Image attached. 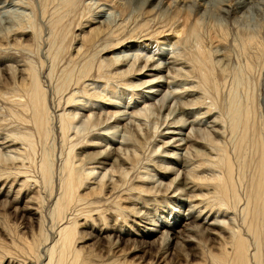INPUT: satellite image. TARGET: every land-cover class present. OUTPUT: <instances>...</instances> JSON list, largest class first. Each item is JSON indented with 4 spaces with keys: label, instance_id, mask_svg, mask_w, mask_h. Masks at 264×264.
Listing matches in <instances>:
<instances>
[{
    "label": "rangeland",
    "instance_id": "obj_1",
    "mask_svg": "<svg viewBox=\"0 0 264 264\" xmlns=\"http://www.w3.org/2000/svg\"><path fill=\"white\" fill-rule=\"evenodd\" d=\"M164 1L162 7L152 10L137 0H0V264L16 255L20 264H25L21 260L26 256L32 264L47 262L49 250L45 247L53 245L54 255L61 250L59 235L52 228L66 221V212L82 225H78L72 247L82 253L76 259L72 253L66 255L64 264H235L234 245L241 233L248 247L246 263L264 264V5L259 6L262 10L227 15L214 8L204 12L206 4L199 11L194 0ZM100 17L105 19L102 24L97 23ZM128 46L132 49L127 53H133L137 61L122 58L121 51ZM168 50L171 62L160 73L141 68L146 72L138 74L145 58L159 56L164 64L165 56L160 54ZM116 52L121 54V64L99 70L102 60L112 61ZM123 59L134 61L130 72H122L129 68ZM34 73L44 91L38 96L43 102L39 114L33 112L31 104L36 96L32 89ZM158 76L164 81L159 82L162 89L177 98H167L164 109L158 100L130 109V114L138 109L145 113L134 116L135 126L126 128L122 121L110 119L108 122L117 127L113 131L125 134L127 141L122 140V146L107 144V148L122 147L119 153L125 163L114 168L91 163L87 151L106 149L100 144L89 146L101 142L97 138L103 135L98 136V129L109 124L103 112L113 111L117 100L122 104L130 100L133 105L147 90L146 85L139 86L141 79L158 80ZM71 90L77 91L78 98L99 94L101 98L97 99L102 100L96 105L106 108L102 113V106L91 112L78 109L79 101L66 106ZM117 90L124 91L123 99L115 98ZM59 109H66L71 116L78 112V121L83 117L79 121L81 132L64 136L58 115L63 110ZM168 109L174 110L171 117L166 116ZM235 111L242 113L240 120L234 119L236 122L232 119ZM90 114L91 119L87 117ZM173 117L188 118L187 124L193 121L194 127L189 129L195 131L199 141L181 142L180 147L189 151L182 159L163 160L162 151L175 149L160 148L169 138L158 134ZM99 119L105 122L96 125ZM68 155L81 170L83 183L76 192L82 198L63 212L60 205L57 210L54 205L65 175L60 173L62 160ZM20 159L25 165H20ZM42 161L52 170L45 179L40 178ZM159 165L174 170L164 168L171 172H161ZM92 167L96 173L89 176ZM18 169L21 173L17 176ZM104 174L103 182L95 181ZM173 177L178 178L174 183ZM182 177L188 180L180 185ZM222 180L231 183L229 189L219 185ZM137 185L145 190L140 193ZM137 197L141 201H136ZM65 200L62 202L69 204ZM28 206L39 209L36 218L23 213ZM190 215L199 216L198 222L191 221ZM114 222L120 236L110 234L107 239L89 227L100 224L110 232ZM209 226L217 234H211ZM171 227L179 232H170ZM36 237L35 242H40L37 246L48 243L38 247L41 251L32 242ZM27 253L35 257L33 261Z\"/></svg>",
    "mask_w": 264,
    "mask_h": 264
},
{
    "label": "bare ground",
    "instance_id": "obj_2",
    "mask_svg": "<svg viewBox=\"0 0 264 264\" xmlns=\"http://www.w3.org/2000/svg\"><path fill=\"white\" fill-rule=\"evenodd\" d=\"M128 1H130V0H128ZM137 1H139V3L140 4H142V5H147V6H151L152 7V10H154L155 8H160V7H162L163 6V2H165L164 0H137ZM196 0H194V3H197V7H198V10L199 11H201L202 10V6H205V4H206V6H205V8L203 9L204 10V12L205 11H207L208 9H210V8H214L215 10H219V11H221L222 13H224V14H232V13H234V14H239V13H241L242 14V12L243 13H247V12H252L254 9H258V10H262V9H264V7L262 6V5H264V0H232V2L233 3H229V2H231V0H198V2H195ZM138 3V4H139ZM256 3H258V4H256ZM260 3V4H259ZM166 4V3H165ZM185 4V3H184ZM124 6H128V5H124ZM258 6V7H257ZM259 6H261V7H263L262 9H261V7H259ZM122 7V6H121ZM167 7V6H166ZM154 8V9H153ZM201 8V9H200ZM163 9V8H162ZM166 9V8H165ZM197 9V8H196ZM156 10V9H155ZM198 11V12H199ZM214 10H212V11H210V12H213ZM208 12V11H207ZM105 13V12H104ZM162 13V12H161ZM189 14V13H188ZM240 14V15H241ZM190 15V14H189ZM104 21H105V19L103 20V18L102 17H100L99 18V21H97V23L98 22H100L101 24L102 23H104ZM179 30V29H178ZM178 30H176V31H178ZM134 42V41H133ZM139 44V43H138ZM140 47V46H139ZM145 47V46H144ZM150 46H148V48H149ZM106 47H104V48H102V50H104ZM126 48V47H125ZM124 48V49H125ZM138 48V47H137ZM116 49V48H115ZM129 49H132V47L131 46H128L125 50H123V51H121V53H122V55L120 54V53H117V54H115V57H111V58H113L112 59V61H111V59H110V61H108V62H106V60H108V58L106 59V58H104L103 60H102V62H101V65H100V69L99 70H101L102 68H104L105 66H112L113 64H121L120 63V61L122 60V58H124V56H127V58L128 57H131L132 59H134V60H136L137 61V57H135L134 55H133V53H127V51L129 50ZM163 49V48H162ZM166 50V49H165ZM172 50H173V48H172ZM132 51H134V50H132ZM142 51V50H141ZM163 51V50H162ZM164 52V51H163ZM162 52V54H160V56H162V55H164L165 56V59H164V64H162V61H161V59L159 58V56L157 57V58H155L154 57V59L152 60L151 59V57H148L149 59H146L145 58V64L142 66H140L139 68H138V74H144L146 71H141V68H145V69H147V70H149V71H153V72H155V73H160L161 71H162V69L165 67V65L167 64V63H170L171 61V56H169L170 54H171V50L169 51H167L165 54ZM145 53V52H144ZM144 53H142V54H144ZM122 56V58H121V56ZM146 56V55H145ZM155 56V55H154ZM163 56V57H164ZM121 59V60H120ZM123 60H126V62H128L129 64V68L127 69V71H123L122 70V72H125V73H127V72H130V69L132 68V67H134V65H135V63H133L130 59L129 60H127V59H123ZM150 62V63H147V62ZM131 63V64H130ZM122 64H123V62H122ZM163 65V66H162ZM136 67V66H135ZM111 68V67H110ZM122 68V67H121ZM134 70V69H133ZM117 71H118V69H117ZM35 74V73H34ZM80 74V73H79ZM81 75V74H80ZM83 75V74H82ZM37 75L35 74L34 75V77H32V79H34V80H32V81H34L33 83H34V85L32 86L33 88V91H34V93L36 94V96L35 97H32V98H34V99H32V100H34V102L32 101V103L31 104H33L34 103V113L35 114H39V113H42L43 111V102L41 101V100H39L38 99V96L40 97V95H42V93H44V91H43V89L41 88V86L39 85V82L37 81V77H36ZM148 76V75H147ZM151 76H152V74H151ZM154 76H157V75H154ZM78 77H79V75H78ZM80 77H82V76H80ZM161 78H162V76H158V80H156V78H153L152 80H143V79H141L142 81H141V83H139L140 85L139 86H141V85H146L147 87H145V88H147V90H145L144 92H143V94L141 95V96H139L138 97V99L137 100H135L134 102H133V105L129 102V101H127L128 102V104H122V100H117V101H115V106H114V108H113V111H107V112H103L104 113V117L103 118H105V121L106 122H108L110 119H113L114 118V120L116 121H122V123H124L125 124V126H126V128H128L129 127V125L130 124H132V125H134L135 126V124L137 123V121L134 119V116L135 115H145V113L144 112H142L141 111V109H138V112H136V114H133L132 113V111H131V114H133V115H131L130 113H129V110L130 109H132V108H135V107H137L138 106V104H140V103H143V102H146V101H148V100H152V103H153V101H156V100H158V102L159 103H157L158 105L160 104L161 105V107L162 106H164V102H165V100H167L168 101V99L167 98H173V97H176V96H170V93H169V91H164L163 89H162V85L160 84V83H164V81L163 80H161ZM83 79V78H82ZM81 79V80H82ZM79 80H80V78H79ZM80 80V81H81ZM78 83H79V81H77ZM160 82V83H159ZM85 83V82H84ZM166 83V82H165ZM92 84V83H91ZM195 85V84H194ZM85 86L86 87H89V84H85ZM133 86V85H132ZM135 86V85H134ZM85 87V88H86ZM137 87H138V85H137ZM192 88V87H191ZM31 89V90H32ZM169 89V88H168ZM41 90H42V93L40 94V92H41ZM173 90V89H172ZM71 91H73V90H71ZM75 91V90H74ZM69 92L68 93V95H67V97H66V99H65V105L67 106V105H72V104H74L76 101H79V107H77L78 109H81V108H83V109H87V111H89L90 110V112H91V110H93V109H95V108H97V107H100V106H102L101 108H99L100 110H101V113H102V110L104 109V108H106V106L104 105V104H102V105H96V103L98 104H100L101 103V100H98L97 99V97L99 98H101V96L99 95V94H95V98L92 96L91 98H85V97H79L78 98V94L76 93V92ZM117 91H119V90H117ZM174 91V92H173ZM172 92V95L175 93V90H173ZM32 92V91H31ZM124 92V91H123ZM121 90L118 92L119 93V95L117 96V97H115V98H122V96H125V95H123L124 93H123ZM33 93V92H32ZM40 94V95H39ZM77 95V96H76ZM122 95V96H121ZM178 95V94H177ZM121 96V97H120ZM31 97V96H30ZM77 97V98H76ZM90 97V96H89ZM179 97V96H178ZM9 98V97H8ZM99 98V99H100ZM144 98V100H140V99H143ZM177 98V97H176ZM42 99V98H41ZM78 99V100H77ZM123 99V98H122ZM125 99V98H124ZM17 100V99H16ZM170 100V99H169ZM45 101V100H44ZM166 101V102H167ZM132 102V101H131ZM184 102V101H183ZM19 103V102H18ZM22 104H24L23 102H21ZM29 103V102H28ZM110 103V102H109ZM156 103V102H155ZM113 104V103H112ZM189 104V103H188ZM19 105H21L20 103H19ZM26 105V104H25ZM24 105V106H25ZM27 105H29V104H27ZM26 105V107H29V106H27ZM46 105V104H45ZM166 105V104H165ZM21 106H23V105H21ZM21 106H20V108H21ZM18 107V106H17ZM26 107H24V109H26ZM58 107H60V102H59V106ZM163 109H164V107H162ZM168 108V107H167ZM177 108V107H176ZM180 108V107H179ZM181 108H183V106H181ZM46 109V108H45ZM114 109H117V110H115L114 111ZM161 109V108H160ZM184 109V108H183ZM48 110V109H47ZM60 110H63V112H59V117L61 118L60 119V124H61V130H62V133L64 134V133H66V135H69V133L70 132H72V131H75L76 133H79V132H81V123H79V121H81L82 120V118L80 117V119H79V121L78 120H76L75 119V117H77V116H79L78 114V112H75V113H70V114H72V116L71 115H69V113H67L66 112V109H59V111ZM166 110V109H165ZM42 111V112H41ZM183 111V110H182ZM191 111V110H190ZM45 112V111H44ZM174 112V110H172V109H168L167 110V115L166 116H169V117H171L170 115L172 114ZM135 113V112H134ZM184 113V112H183ZM205 113V112H204ZM46 114H47V112H46ZM82 114V113H81ZM241 112L240 111H235V112H233V117H232V119L234 120V119H241ZM65 115L67 116V119H66V117H65ZM40 117H41V114L39 115ZM86 116V115H85ZM101 116V115H100ZM184 116H186V115H184ZM87 117L89 118V119H91L92 117H91V114L88 116L87 115ZM140 117V116H139ZM168 117V118H169ZM176 117V116H175ZM175 117H173V118H171L170 119V121L168 120V122H167V124L163 127L164 129H162L160 132H159V134H158V136L160 135V136H162V137H164V138H169V140L168 141H162V145H160L159 147L161 148H163V147H171V148H174L175 150L174 151H170L169 153H166V151H162V153H161V155H160V157H164V159L163 160H165V157H170V158H176V159H182V156H186V153H188L189 151H186L185 150V148L183 147V148H181L180 146V144H182L181 142L182 141H184V143L183 144H186V143H188L189 141H190V139H193L194 140V138H195V134H193V133H195V131L193 130V129H189V128H191L192 126H193V124H194V122L193 121H190L189 123L190 124H187L186 122H187V120H188V118H184V120H181V119H174ZM190 117L191 116H189V119H190ZM48 118V117H47ZM43 119V118H42ZM96 119V118H95ZM98 119V118H97ZM47 121H48V119H46ZM100 120V119H99ZM134 120L136 121V122H134ZM87 121V120H86ZM105 121H102V119L100 120V121H97L96 123V125H102ZM114 121V122H115ZM119 121V122H120ZM215 121H216V118H215ZM235 121V120H234ZM238 121V120H237ZM39 122V121H38ZM44 122V121H43ZM84 122V121H83ZM89 122V121H88ZM94 122H95V120H94ZM113 122V121H112ZM113 122V123H114ZM217 122V121H216ZM236 122V121H235ZM35 123V122H34ZM90 123V122H89ZM109 123V122H108ZM134 123V124H133ZM37 124V125H36ZM35 124V127H39V123H36ZM59 124V125H60ZM158 124V123H157ZM45 125V124H44ZM43 125V126H44ZM201 125V124H200ZM115 126V125H114ZM45 127H47L48 128V125L47 126H45ZM98 127V126H97ZM194 127V126H193ZM41 129H42V126L40 127ZM39 128V129H40ZM96 128V127H95ZM116 130L117 129V127H113L112 125H111V123H109L108 125L105 123V126H104V129L103 128H99L98 130H100L99 131V133H97L98 134V136H102L103 135V137H107V138H109V139H103V137L102 138H97L98 140H101V142L99 143L98 141H96V142H98V143H95V144H90L89 146H92V147H97L99 144L100 145H102V146H105L106 147V149H104V150H100L99 149V151H97V152H90V151H87V152H89V153H87V152H85V154L87 153V155H89V158H92V161H91V163L92 162H94V163H99V164H101V165H112V168H114V167H116V166H118L119 164L121 165L122 163H125L124 162V155L122 156L120 153H119V151L120 150H122L121 148L122 147H118V148H112V147H110V146H108V148H107V144L108 145H111V143L112 144H116V143H120L122 140L123 141H127V137L125 136V134H118V132L117 131H113L114 129ZM125 128V127H124ZM136 128V127H135ZM156 128H158V127H156ZM44 129H46V128H44ZM50 129V128H49ZM187 130V133L186 132H184V130ZM60 130V131H61ZM189 130V131H188ZM215 130V129H214ZM42 131H44L43 129H42ZM102 131L106 134V135H104L103 133H102ZM44 132H46V131H44ZM113 132V133H112ZM39 133V132H38ZM41 133V132H40ZM47 133V132H46ZM102 133V134H101ZM124 133H126V132H124ZM210 133V132H209ZM44 134V133H43ZM48 134V133H47ZM220 135H222V134H220ZM24 136H26V135H24ZM64 136H65V134H64ZM46 137V136H45ZM62 137V136H61ZM69 137V136H68ZM197 137H198V135H197ZM200 137V136H199ZM12 138V137H11ZM67 138V136L64 138L63 137V139L65 140ZM221 138V137H220ZM219 138V139H220ZM68 139V138H67ZM66 139V140H67ZM199 139V138H198ZM197 139L195 138V141H196ZM199 140H197V142H198ZM202 141V140H201ZM213 141V140H212ZM10 142V141H9ZM91 142H93V140L91 141ZM104 142H106V143H104ZM110 142V143H109ZM11 143V142H10ZM30 143V142H29ZM175 143H179L178 145H175ZM221 143V142H220ZM159 144V143H158ZM213 144V143H212ZM12 145H13V142H12ZM29 145V144H28ZM120 145L122 146L123 145V143H120ZM157 145V144H156ZM20 146V145H19ZM71 146H73V144H71ZM213 146V145H212ZM14 147V146H13ZM109 147H110V149H109ZM112 148V149H111ZM191 148V147H190ZM216 148V147H215ZM210 149V148H209ZM218 149H220L219 147H218ZM14 150V149H13ZM159 150V149H158ZM188 150V149H187ZM191 150V149H190ZM10 151V150H9ZM195 152V151H194ZM198 152V151H197ZM200 152V151H199ZM81 154V153H80ZM12 155V154H11ZM21 155V154H20ZM73 155V154H72ZM189 155V154H188ZM13 156H15L16 157V155H13ZM17 156H19V154H17ZM45 156V155H44ZM48 156V155H47ZM191 156V155H190ZM193 157V156H192ZM14 158V157H13ZM18 158V157H17ZM48 158V157H47ZM71 158H72V156H70L69 157V155L66 157V158H63V165H62V167H61V171H60V173L61 174H65L64 176H62L61 177V185H62V190H61V194H60V196L58 197V198H56L55 200H56V204L54 205V206H56V210L58 209V207H59V205H60V207L62 208V210H63V212H64V210H66V206H68V205H71L72 204V202H74L75 201V205H76V200L78 201L79 199H81L82 198V196H81V198H80V196L77 194V192H76V189L79 187V185L80 184H82L83 183V178H82V174H81V170H80V167H78V166H76V161L75 162H71ZM196 158V157H195ZM16 159V158H15ZM46 159V158H45ZM48 159H50V158H48ZM42 160H44V159H42ZM185 160V159H184ZM20 161V165H25V163H24V159H20L19 160ZM85 161V160H84ZM160 161V160H159ZM43 162V161H42ZM40 163V165H41V169H40V172H41V174H42V176H40V178L42 179H45V177H46V173L48 172L50 175L52 174V170L51 169H49L48 168V164H46L45 162H43V163ZM49 162H52V161H50L49 160ZM78 162V161H77ZM161 162H162V160H161ZM52 164V163H51ZM78 164V163H77ZM160 166V170H161V172H167V173H170L171 171H167V170H163L164 168H167V169H172V170H174V168H171V167H164V165L162 166V165H159ZM50 167H53V166H50ZM163 167V168H162ZM20 168V167H19ZM90 171H88L89 173L87 174V175H89V176H92V175H95V170H94V168L92 167L91 169H89ZM175 172V171H174ZM173 172V173H174ZM20 169H18V171L15 173V175H20ZM106 174V173H105ZM105 174L103 175V177L101 178L100 176H98V177H100V180L98 179V178H95V181H100V182H103L102 180H103V178L105 177ZM48 175V174H47ZM98 175V174H97ZM100 175V174H99ZM102 176V175H101ZM178 177V176H177ZM176 177V178H177ZM47 178H50V176H48ZM52 178H53V176H52ZM176 178H174L173 177V179H172V182L174 183L177 179ZM111 179V178H110ZM114 180V179H113ZM187 180H188V178H184V177H182V180H181V182L180 181H177V182H180V185H181V183L182 184H185V183H187ZM231 181L233 180V179H230ZM25 181H27V180H25ZM36 181H39L38 179H36ZM45 181V180H44ZM94 181V182H95ZM110 181V180H109ZM51 182V181H50ZM60 182V181H59ZM111 182H112V180H111ZM220 183H219V185L220 186H222L224 189L226 188V187H228V189H229V186H231V183H229L228 182V180L226 181V180H222V181H219ZM46 183V182H45ZM96 183V182H95ZM21 184V183H20ZM22 184H23V182H22ZM21 184V185H22ZM40 184H42V183H40ZM39 184V185H40ZM98 184V183H97ZM160 184V183H159ZM24 185H26V184H24ZM23 185V186H24ZM44 185H46V184H44ZM106 185H108V184H106ZM111 185V184H110ZM110 185H109V187H110ZM156 185V184H155ZM178 185V184H177ZM120 186V185H119ZM119 186L117 187V188H119ZM158 186V188L159 189H161L162 188V186H159V185H157ZM157 186L155 187V188H157ZM147 187V186H146ZM179 187V186H178ZM23 188V187H22ZM40 188V187H39ZM41 188H43L42 186H41ZM60 188V187H59ZM137 188H140V189H137ZM141 188H142V190H141ZM169 188H170V186H169ZM8 189V188H7ZM79 189V188H78ZM135 189H137V191H143V190H145V187H143V186H140V185H137L136 187H135ZM134 189V190H135ZM153 189H154V187H153ZM158 189V190H159ZM118 190V189H117ZM111 191V190H110ZM137 191H134V194H136L137 195ZM152 191V190H151ZM174 191H176V190H174ZM133 192V191H132ZM132 192H130V193H132ZM5 193V192H4ZM8 193L9 192H7V195H8ZM141 193V192H140ZM176 193V192H175ZM174 195V194H173ZM235 196H237V195H235ZM136 197V196H135ZM8 198V197H7ZM65 198H67L68 199V203L69 204H67V203H65V202H62V200L64 199L65 200ZM141 198V197H140ZM140 198H136L135 200L137 201L138 199L140 200ZM131 199H132V197H131ZM127 200V199H126ZM138 200V201H139ZM66 201V200H65ZM141 201V200H140ZM134 202V201H133ZM55 203V202H54ZM79 203V202H78ZM94 203V202H93ZM138 203V202H137ZM140 203V202H139ZM80 204V203H79ZM132 204V203H131ZM30 205V204H29ZM33 205V204H32ZM62 205V206H61ZM135 205V204H134ZM59 207V208H60ZM136 207V206H135ZM27 208V210L26 211H23V213L25 214V212H26V214H28L29 215V217L31 216V217H33V218H36V216H37V214H38V212H39V209L38 208H36V207H34V206H28V207H26ZM25 208V209H26ZM60 208V209H61ZM68 208V207H67ZM59 209V210H60ZM52 210H54V209H51V211ZM56 210H54V211H56ZM41 211V210H40ZM54 211H52V214L53 213H55ZM61 211V210H60ZM67 211V210H66ZM65 211V212H66ZM91 211V210H90ZM121 211V210H120ZM140 212L141 211H138L137 212V210H135V213H137V214H140ZM246 212V211H245ZM57 213H58V211H57ZM142 213V212H141ZM62 214H64V213H62ZM66 214V216H64ZM64 215H62V217L64 216V219H66V221H64V222H62V223H58L59 225L56 227V224H57V222H55V225H54V227H56V228H52V231H53V229H54V231H55V229H56V232L58 233V235H59V239H58V241L60 242L59 243V245H61V247H60V249H57V250H60L59 252H57V254H53V252L56 250V248H54V246L52 245V246H50V245H48V246H50L49 247V249H48V247H45L46 248V250H49V257L47 258V262H45L44 264H64V258H65V256L66 255H68V254H70V253H72L73 255H74V259H76L79 255H80V253H82L81 251H79V249H76V250H74V249H72V247H73V245L75 244V236H76V232H77V229H79V226H82V225H79V223H78V221L77 220H75L74 218H71L72 216H67V212L65 213ZM93 214H94V211H93ZM145 214V213H144ZM59 215H60V213H59ZM71 215V214H70ZM49 216H52V215H49ZM53 216H55V215H53ZM138 216V215H137ZM160 216H161V214H160ZM30 217V218H31ZM75 217V216H74ZM192 220L191 221H197L198 222V218H199V216H195V215H193V216H189ZM32 218V219H33ZM51 219H52V217H50ZM56 218H57V216H56ZM56 218H55V220H56ZM245 218H247V216L245 217ZM38 219V218H37ZM60 219V218H59ZM63 219V218H62ZM97 219V218H96ZM116 219V218H115ZM189 219V218H188ZM187 219V220H188ZM42 220V219H41ZM53 221H54V219H52ZM94 220V219H93ZM105 220V219H104ZM133 220V219H132ZM167 220V219H166ZM43 221V220H42ZM59 221H61V220H59ZM191 221H189V223L191 222ZM204 221V220H203ZM38 222H41V221H38ZM85 222H87V221H85ZM142 222V221H141ZM168 222V221H167ZM200 222V221H199ZM90 223V222H89ZM89 223L87 224L88 226H89ZM95 223H97V222H95ZM95 223H93L92 225H90L89 227H90V229H92V230H94L96 233L95 234H97L99 237H101V238H106L107 239V237H109V235L110 234H114V236L115 235H118V236H120L119 234L121 233V230H119L118 228H116L115 227V225H116V222H114V224H113V226H111V228H110V232H107V230L105 229V227H101V226H99V225H95ZM134 223V222H133ZM136 223V222H135ZM153 223V222H152ZM163 223V222H162ZM188 223V222H187ZM188 223V224H189ZM201 223V222H200ZM214 223V222H213ZM98 224V223H97ZM154 224H156V223H154ZM212 223H210L209 225H211ZM53 225V224H52ZM79 225V226H78ZM213 226L215 225V223L214 224H212ZM141 226V225H140ZM156 226V225H155ZM204 226V225H203ZM213 226L212 227H210L209 226V231H210V233L211 234H217V232H215V228H213ZM169 227V226H168ZM215 227H217V226H215ZM46 228V227H45ZM132 228H134V227H132ZM141 228V227H140ZM147 228V227H146ZM204 228V227H203ZM208 228V227H207ZM44 229V228H43ZM129 229H131V228H129ZM155 228H153V230H154ZM152 230V231H153ZM51 231V232H52ZM53 231V232H54ZM108 231H109V228H108ZM133 231H135V230H133ZM144 231V230H143ZM179 232V230H176V229H174L173 227H171V229H170V232ZM207 231V230H206ZM44 232V231H43ZM168 232V231H167ZM41 233H42V231H41ZM135 233V232H134ZM169 233V232H168ZM236 233V232H235ZM138 234V233H137ZM166 234V233H165ZM238 234H240V233H238ZM237 234V235H238ZM112 235H110V236H112ZM39 236V235H38ZM233 237H235V236H233ZM55 238H56V241H57V237L55 236ZM118 238H120V237H118ZM35 239L37 240V237L36 238H34L33 240L34 241H32V242H35ZM78 239V238H77ZM130 239V238H129ZM31 241V240H30ZM42 241V240H41ZM55 241V242H56ZM110 241V240H109ZM37 242H39V240L37 241ZM37 242H35L36 243V247L38 248L41 244L43 245V246H47V244L48 243H43V242H46V241H43L41 244H39L38 246H37ZM54 242V243H55ZM40 243V242H39ZM80 243V242H79ZM30 244V243H29ZM53 244V243H52ZM56 244H58V243H56ZM32 245V244H31ZM79 245V244H78ZM92 245V244H91ZM247 244H245V239H244V236L242 237V233H241V236H238L237 238H236V241H235V245H234V252H235V257H236V263L235 264H245L246 263V260H247V255H246V253H247V250H248V247L246 246ZM30 246V245H29ZM28 246V247H29ZM81 246V245H80ZM35 247V246H34ZM41 247V246H40ZM56 247H58V246H56ZM74 247H75V245H74ZM89 247V246H88ZM42 248V247H41ZM44 248V247H43ZM30 249V248H29ZM32 249H34V248H32ZM82 249V248H81ZM36 249H34V251H35ZM54 250V251H53ZM131 250H132V248H131ZM29 251V250H28ZM27 251V252H28ZM38 251H41V249L40 248H38ZM22 252V251H21ZM25 252V251H24ZM31 252V251H30ZM29 252V253H30ZM36 252V251H35ZM45 252H47V251H45ZM56 252V251H55ZM54 252V253H55ZM23 253V252H22ZM39 253V252H38ZM28 254V253H27ZM34 254V253H33ZM35 254H37V252L35 253ZM34 254V255H35ZM45 254H47V253H45ZM71 254V255H72ZM256 254V253H255ZM4 255H6V254H4ZM8 255V254H7ZM20 255V254H19ZM29 255V254H28ZM44 255V254H43ZM13 256V255H12ZM21 256V255H20ZM26 256V255H25ZM24 256V257H25ZM30 256V255H29ZM37 256H40L39 254L37 255ZM41 256H42V254H41ZM69 256V255H68ZM9 256H7V258H8ZM19 257V256H18ZM17 257V255H16V257H11V258H9V259H4L3 257H2V259H4V264H20L19 262H20V258H18ZM23 257V256H22ZM27 257V256H26ZM24 258V259H22L21 261H23L25 264H30L31 262L28 260V257L27 258ZM234 257V258H235ZM6 258V257H5ZM30 258H31V256H30ZM35 258V257H34ZM33 258V259H34ZM40 257H37V259L36 260H38ZM67 258V257H66ZM1 259V258H0ZM32 259V258H31ZM33 259L31 260V261H33ZM44 260H46V257L44 258ZM19 261V262H18ZM73 261H75V260H73ZM114 261V260H113ZM248 261V260H247ZM2 262V261H1ZM35 262V261H34ZM33 262V263H34ZM40 263H41V261H39ZM43 262V261H42ZM70 262V261H69ZM71 262H72V260H71ZM32 264V263H31ZM38 264V263H37ZM41 264H43V263H41ZM68 264V263H67ZM72 264V263H71ZM98 264V263H97ZM105 264V263H104ZM247 264V263H246Z\"/></svg>",
    "mask_w": 264,
    "mask_h": 264
}]
</instances>
